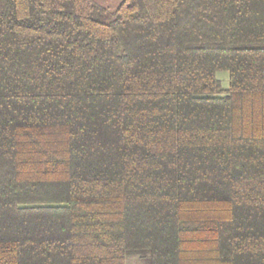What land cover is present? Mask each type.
Returning <instances> with one entry per match:
<instances>
[{
    "label": "trees",
    "instance_id": "16d2710c",
    "mask_svg": "<svg viewBox=\"0 0 264 264\" xmlns=\"http://www.w3.org/2000/svg\"><path fill=\"white\" fill-rule=\"evenodd\" d=\"M131 256L264 264V0H0V264Z\"/></svg>",
    "mask_w": 264,
    "mask_h": 264
},
{
    "label": "rangeland",
    "instance_id": "374dc122",
    "mask_svg": "<svg viewBox=\"0 0 264 264\" xmlns=\"http://www.w3.org/2000/svg\"><path fill=\"white\" fill-rule=\"evenodd\" d=\"M120 0H99L101 4L104 6H107L109 8H114L117 6ZM216 77L221 82V88L222 90H225L228 88L229 85V75L227 72H218L216 74ZM126 264H143L141 260L138 258V256H131L127 259Z\"/></svg>",
    "mask_w": 264,
    "mask_h": 264
}]
</instances>
